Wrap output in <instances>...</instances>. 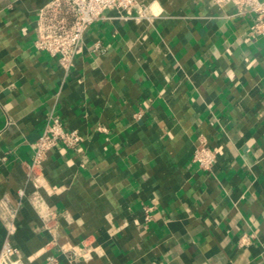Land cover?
Returning <instances> with one entry per match:
<instances>
[{
    "label": "crops",
    "instance_id": "crops-1",
    "mask_svg": "<svg viewBox=\"0 0 264 264\" xmlns=\"http://www.w3.org/2000/svg\"><path fill=\"white\" fill-rule=\"evenodd\" d=\"M50 1L0 0V204L18 210L26 264H264L253 16L213 0H137L91 25L66 69L35 46ZM57 116L83 140L53 148L39 170L46 222L30 165ZM201 141L218 154L212 170L193 160ZM5 233L0 219V248Z\"/></svg>",
    "mask_w": 264,
    "mask_h": 264
},
{
    "label": "built area",
    "instance_id": "built-area-1",
    "mask_svg": "<svg viewBox=\"0 0 264 264\" xmlns=\"http://www.w3.org/2000/svg\"><path fill=\"white\" fill-rule=\"evenodd\" d=\"M213 2L218 6L232 4L236 7L238 14L252 15L253 24L250 36L255 40L264 37V0H213ZM136 4L137 0H51L39 12L35 46L38 50L46 51L58 58L60 65L68 69L73 65L76 51L91 25L105 19L112 10L130 13ZM96 46L99 48V44ZM82 140L78 130L67 129L57 116L51 118L34 144L35 155L30 165V171L33 174L36 190L32 194V200L46 222H50L54 214L39 194L38 190L45 184L39 170L47 158L48 152L53 148L59 145L75 148ZM217 155L214 148L207 142L201 141L194 153L193 160L200 168L212 170L217 163ZM20 196L23 198L24 192H21ZM5 203L0 204V219L4 222L6 229L5 238L0 248V264H26L20 255L19 248L14 244L18 210ZM150 210L151 208H147L146 211ZM149 218L150 215L147 213L146 219ZM246 241L248 238L242 242ZM79 257L80 255L76 251L68 252L71 263ZM43 264L62 263L58 256L53 254L47 256Z\"/></svg>",
    "mask_w": 264,
    "mask_h": 264
}]
</instances>
